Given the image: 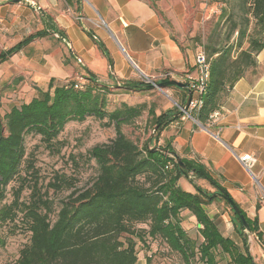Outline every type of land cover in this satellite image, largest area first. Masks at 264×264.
<instances>
[{
	"label": "trees",
	"instance_id": "1",
	"mask_svg": "<svg viewBox=\"0 0 264 264\" xmlns=\"http://www.w3.org/2000/svg\"><path fill=\"white\" fill-rule=\"evenodd\" d=\"M209 3L219 4V14L203 44L209 80L202 105L194 113L203 125L211 113L221 108L240 78L258 75L257 55L264 48V0H209ZM41 35L37 32L0 51V63ZM87 78L89 83L82 89L50 82L46 91L40 90L29 102L12 107L0 118V202L5 199L8 184L17 176L19 180L13 200L0 206V226L18 221L21 232L29 233L15 264H137L134 238L146 249H150L151 243L163 242L164 247H156L154 251L175 264L168 257L170 250L178 252L185 264H216L218 250L227 254L232 264H255L245 247L244 227L226 200L231 196L212 178L208 166L198 157L177 154L184 165L181 167L171 156L175 149L169 143L150 148L148 140L139 147L122 132L121 126L140 116L146 105L121 102L117 108L106 111L107 87L99 86L91 75ZM123 87L130 91L136 87L151 90L153 86L129 80ZM178 113L176 106L159 114L149 109L150 124L153 128L158 126L153 140L157 139L155 134L158 136L182 116ZM90 116L100 121L106 119L105 126L113 125L115 136L89 150L98 165L92 185L62 201L52 220L51 200L39 191L37 179L29 187L28 200H19L26 182L19 174L25 160L24 138L30 133L39 135L46 146L53 147L66 123L82 122ZM26 168L27 172L35 173L31 162ZM182 177L190 180L194 192L180 187ZM195 179L205 180L214 190L210 192L197 185ZM219 201L227 206L244 247L223 237L208 215L206 208ZM181 210H188L196 219L203 239L196 251L194 242L180 226ZM242 213L249 231L259 235L256 218L251 220ZM135 224L145 227L137 229Z\"/></svg>",
	"mask_w": 264,
	"mask_h": 264
},
{
	"label": "crops",
	"instance_id": "2",
	"mask_svg": "<svg viewBox=\"0 0 264 264\" xmlns=\"http://www.w3.org/2000/svg\"><path fill=\"white\" fill-rule=\"evenodd\" d=\"M202 4L209 0H0V42L5 50L42 33L5 60L18 54L27 61L34 69L28 76L35 86L59 85L71 75L87 74L104 89L128 94L123 84L135 81L136 73L155 77L167 72L171 80L180 82L196 76L198 50L191 38L187 40V35L194 36L187 25L198 23ZM210 5L207 12L214 11L215 4ZM257 65L256 77L240 78L234 84L218 110L219 117L203 125L195 119V112L192 118L182 115L167 126L171 132L163 138L176 154L198 157L246 216L256 218L259 241L246 238L245 247L255 264H264V48L257 55ZM25 80L22 90L28 91ZM166 90L175 100L173 107L184 104L185 89ZM244 154L254 159L251 172L237 159ZM182 180L180 187L194 192ZM216 209L209 205L206 211L222 236L239 245L233 225L226 220L227 212L217 213ZM179 216L181 228L192 240L198 233L195 217L188 210H181ZM140 249L138 244L139 255L143 253Z\"/></svg>",
	"mask_w": 264,
	"mask_h": 264
},
{
	"label": "rangeland",
	"instance_id": "3",
	"mask_svg": "<svg viewBox=\"0 0 264 264\" xmlns=\"http://www.w3.org/2000/svg\"><path fill=\"white\" fill-rule=\"evenodd\" d=\"M208 6H211L210 3L201 5L198 23H193V28L191 21L187 25L189 34L191 30H194V36L189 37V35H187V40L191 38L190 42L193 40L192 43H195L194 45L197 50H204L203 44H205L209 32L219 14V4L215 3V8L212 12H207ZM197 38L199 40H197ZM2 50L3 42H0V51ZM28 54L30 59V50H28ZM16 67L19 68L18 71ZM32 71H34V69L30 68V64L24 61L18 54L0 63L1 119L13 106L19 107L21 104L27 103L33 97L37 96L40 90L46 91L48 89V84H38L37 86L33 84L31 76H28V73ZM23 73L27 74L24 75V77H27L26 80L20 75ZM73 76L74 75H71L65 78L59 85H62L65 80L72 79ZM134 79L135 82L146 85L140 73H136ZM22 80L29 82L30 90H22L24 86L21 84ZM141 88L142 87H136L130 90L128 94L121 93L119 90L115 89L108 90L109 92L106 94L104 93V98L106 100L105 110L111 111L117 108L121 102H126L131 105L145 104L146 107L140 116L133 119L130 123L122 124V132L128 138L136 142L139 147H143L148 143V140H151V142L148 143L150 148L154 146H165L166 141L163 137L167 138L171 131L169 132L166 127L158 136L155 134V138L157 139L153 140L156 128H153L150 124L148 111L151 108L154 110L155 114L165 112L172 109L173 104L175 105V100L166 90L167 87L164 89L152 87L151 90H140ZM105 123L106 119L100 121L92 116L86 117L82 122L70 121L66 123L63 130L57 136L56 143L53 147L46 146L39 135H34L32 133L27 134L24 138L25 160L19 172L21 177L26 178V182L20 193L19 200H28L31 191L29 187L37 179V188L41 193H45L44 197L51 200V219L54 220L62 201H66L69 196H76L92 185L98 173V165L95 159L90 157L89 150L95 145L109 142L115 136L114 126L111 125L107 127ZM5 133L4 131V134ZM29 162L33 165L35 173L31 170L28 172L26 171ZM17 177L8 184L5 199L0 202V206L8 204L13 200L15 195L14 192L19 187V180ZM182 179H184L182 183L186 181L187 185L192 186L188 178L182 177ZM197 182L203 188H207L208 191L212 192L211 190L213 188L206 182L202 180H197ZM210 206L216 207L217 213L227 212L226 220L231 222L230 212L223 202H215ZM19 227L20 223L18 221L16 224L7 222L0 226V264H15L19 255V250L28 242L29 233L21 232ZM135 227L137 229L144 228L145 224H135ZM234 233V239L237 236L236 240L239 241V246L244 247L246 242L244 245V241L239 238L236 232ZM134 240L137 242L136 249L139 255L138 243L140 241L136 238H134ZM192 240L195 246L194 251H196V244H199L201 237L198 233H195ZM121 241H124L122 237ZM149 246H151V248L155 247V249L156 247L163 248L164 243H151ZM168 257L177 264H185L180 254L176 251L170 250ZM216 258L218 264H221V261L223 262L222 264L231 263L228 255L217 252ZM144 261L145 257L143 253H141L137 263H142Z\"/></svg>",
	"mask_w": 264,
	"mask_h": 264
},
{
	"label": "built area",
	"instance_id": "4",
	"mask_svg": "<svg viewBox=\"0 0 264 264\" xmlns=\"http://www.w3.org/2000/svg\"><path fill=\"white\" fill-rule=\"evenodd\" d=\"M194 67L196 69L195 77H187L183 83L186 84V88L191 91V99L186 110H182V115L192 118V113L196 112L202 105L203 96L207 91V85L209 80V62L206 58L204 50H198L195 54L194 58ZM143 76V75H142ZM144 82L146 84H150L153 87H157L156 83L166 81L170 79V74L167 72H161L155 77H146L143 76ZM89 83V79L87 78V74H76L70 80H65L62 85L71 86L73 85L76 89H82ZM219 111H214L209 115V119H215L219 117ZM237 159L241 163V165L248 171L251 172V166L254 162V159L249 154H244L242 156H237ZM191 177V173L189 175ZM246 233L247 241L249 242L251 239L258 240V237L253 232L244 230ZM259 241V240H258ZM262 246V254L261 258L264 260V240L261 242ZM140 251H143V255L145 257V261L137 264H175L167 259L165 256H161L156 253L154 249H146L144 246H140ZM138 254V253H137Z\"/></svg>",
	"mask_w": 264,
	"mask_h": 264
},
{
	"label": "water",
	"instance_id": "5",
	"mask_svg": "<svg viewBox=\"0 0 264 264\" xmlns=\"http://www.w3.org/2000/svg\"><path fill=\"white\" fill-rule=\"evenodd\" d=\"M156 85L160 89H164V88L169 87V86H175V87H178L180 89H185L186 92H187L186 100H185V102H184V104L182 106H179L180 109H179V113L178 114H182L181 109L182 110H186V108L189 105L190 99H191V91L186 88V84L185 83L180 82V81H176V80L168 79L166 81H162V82L156 83ZM157 127L158 126H156L155 128H157ZM171 156H173L176 159V161L178 162V164L181 167L184 166L183 163L180 160V157L175 152L171 153ZM226 200L228 201L230 207L235 212V214L239 217L244 229L249 231V227H248V224H247V222L245 220V217H244V215L242 213V210L237 206V204L230 197H226Z\"/></svg>",
	"mask_w": 264,
	"mask_h": 264
}]
</instances>
